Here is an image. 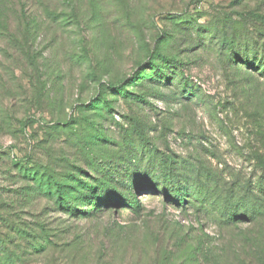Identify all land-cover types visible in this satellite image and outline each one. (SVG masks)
Segmentation results:
<instances>
[{
	"label": "rangeland",
	"instance_id": "374dc122",
	"mask_svg": "<svg viewBox=\"0 0 264 264\" xmlns=\"http://www.w3.org/2000/svg\"><path fill=\"white\" fill-rule=\"evenodd\" d=\"M257 17L264 0H0V264H145L131 249L147 226L183 227L170 264H264V207L223 217L264 197ZM25 155L57 177L84 168L111 189L103 200L127 202L68 217L23 195ZM165 159L191 204L163 187ZM113 223L128 227L127 253L100 247Z\"/></svg>",
	"mask_w": 264,
	"mask_h": 264
},
{
	"label": "trees",
	"instance_id": "16d2710c",
	"mask_svg": "<svg viewBox=\"0 0 264 264\" xmlns=\"http://www.w3.org/2000/svg\"><path fill=\"white\" fill-rule=\"evenodd\" d=\"M257 18L259 20H264L262 17ZM246 63L247 62H243V64ZM169 65L174 67L177 66L178 63L172 60L169 61ZM251 71L257 73V75H259L258 77L262 76L264 79V62L253 65V70ZM244 76L247 79L256 78L255 75L249 72H245ZM125 86V84L120 83L117 87L111 88L118 89L119 93H122L124 92ZM181 90L184 94L185 91L183 87H181ZM195 93L196 91L191 89L185 95L190 96L192 94L195 95ZM106 106L107 108H110L107 102ZM26 126V123L23 122L22 128H25ZM80 143H83V141H79V143H77L79 147H82ZM168 161L170 160L165 159L164 164L161 167L163 187L168 188L169 191L173 193L177 204H191L187 203L185 199V197L188 196L186 195V191H183V194L185 195L184 197L181 195L182 181H180V175L169 172L170 170L167 167ZM262 163L264 164V161ZM14 164L19 166L21 182L26 185L27 191H25L23 195L27 197H42L47 200L54 201L56 206L62 209V211L68 217L77 219H80V217L83 219L95 218L98 215H102L104 212L103 208L107 209L111 207H118L124 202H127V200L123 197H119L110 201L106 199L103 200L101 193L108 191L110 188L105 182L99 180L98 177L97 181L99 180L100 184L98 183L97 186L94 185L92 181H94L93 179H96V175L94 176L90 174L84 168L79 169L82 173H77L76 175L67 173L64 177H57L52 173L48 166L32 167L31 159L26 155L19 159L14 158ZM108 178H110L112 181L115 180L117 183L118 181L116 179H119V176L114 174ZM149 184H152V182H149ZM258 184V192L262 193L264 191V182L260 180ZM245 187H247V192H249L250 188H248V186ZM251 194L254 195V191H251ZM257 199L259 200V203H256L254 206H252V208L245 207L243 205L240 208V211L236 210V208H225L223 211V217L225 218V221H234L236 220V216L241 219L248 218L253 220L257 214H260L264 207V197L257 195ZM137 205L138 203L134 199V204L131 206V208L137 209ZM179 227L177 228L179 230V236L175 237L171 235L168 236L167 231L170 229L169 227H160L159 229L157 228L153 230L147 226L143 230L144 232L140 230L142 234L147 233L145 235L146 242L144 241V244L139 242L137 245H135V248L133 247L131 249L132 254H135L142 262L147 260L145 264H170V258H168V256L170 257V254L172 253L170 251L175 250L177 247L187 245L186 237L182 236L183 227ZM129 235L130 233L128 232V227L121 226L118 223H113L106 228V235L103 237L104 239L101 242L100 247L102 246L104 251H106L107 248H116V250L119 251L118 247L121 245L120 248H125L126 250L124 252L127 253ZM189 253L191 254L189 261H194L197 258V255H199L198 248L190 249ZM143 254L148 256L145 257Z\"/></svg>",
	"mask_w": 264,
	"mask_h": 264
}]
</instances>
